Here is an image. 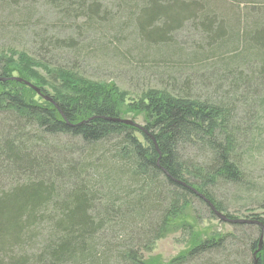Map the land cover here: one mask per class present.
I'll use <instances>...</instances> for the list:
<instances>
[{
	"label": "trees",
	"instance_id": "obj_1",
	"mask_svg": "<svg viewBox=\"0 0 264 264\" xmlns=\"http://www.w3.org/2000/svg\"><path fill=\"white\" fill-rule=\"evenodd\" d=\"M205 1L0 0V77L34 80L56 103L21 81L0 80V264H147L140 250L164 235L170 218L186 217L192 200L224 213L215 188L240 189L247 179L243 128L226 102L194 97L191 79L179 87L175 78L174 86L146 91L134 111L141 131L112 120L127 114L125 93L82 70L90 54L129 63L135 49L170 54L167 34L199 21L206 53L227 49L225 59L236 58L205 77L222 85L228 71L232 91L261 89L264 23L230 25ZM204 54L198 48L196 59ZM251 62L236 73L233 65ZM248 219L264 226L256 214ZM233 226L194 239L162 264H264V237L254 254L261 227Z\"/></svg>",
	"mask_w": 264,
	"mask_h": 264
},
{
	"label": "rangeland",
	"instance_id": "obj_2",
	"mask_svg": "<svg viewBox=\"0 0 264 264\" xmlns=\"http://www.w3.org/2000/svg\"><path fill=\"white\" fill-rule=\"evenodd\" d=\"M203 4L211 9L210 13H215L218 16V20L224 19L230 25H235L238 20L240 26L243 27L247 20L250 22L253 20L251 17L255 21L264 23V0H208ZM129 11L131 15L135 14L134 10H130V8ZM126 15L120 18L128 20ZM128 25L131 29L132 25ZM200 25L199 21L184 22L179 28L170 31L166 36L167 43L173 46L170 54L157 56L148 48L143 51L135 49V53H130L131 63L125 58L115 60L99 54H90L93 57L88 64H82V70L87 77L95 81L114 82L119 91L125 93L121 96L123 107L127 111V114L123 116L124 119H130L142 127L141 118L134 111L139 104L145 101L146 91L149 88L169 87L173 85L175 78L178 79L177 86L182 87L183 79L189 77L191 80L186 89L194 97L206 98L211 101L220 99V101L226 102L225 106L232 111L231 120L243 128L239 136L244 139L246 153L242 159V166L247 179L245 185L240 189H236L233 185H218L214 193L217 201L225 209L224 213L222 212L224 215L229 214L230 218L248 219L253 218V215L256 214L259 218L264 219V90H262L264 86L260 89L259 85L253 83L250 91H248L249 88L232 91L228 87L231 76L228 71L222 85L215 78L210 79L208 76L209 79H207V74H210L212 69L232 64L229 62L236 58L225 59L230 55L227 53V49H222L215 54L211 48L210 53L207 54L208 47L205 44L207 39L206 35L200 32ZM129 48L133 51L136 47L129 43ZM198 48L205 54L196 59L195 53ZM245 53L246 49L243 46L240 55L243 56ZM222 59H225L226 63L222 64ZM249 64L250 66L257 65L251 62L246 65L236 64L233 66L236 73H239V71L247 69ZM34 69L35 72L46 78L47 85L51 87L53 83L51 77L41 68L34 67ZM15 77L20 76L16 75ZM29 82L35 84L34 80H29ZM44 87L48 94L53 93L50 87ZM251 114L252 118L248 116ZM246 127H252V132L245 134ZM136 136L141 138L139 133H136ZM183 223H186L189 229L187 227L180 228ZM216 230L232 232L234 226L232 223L219 219L203 203L192 200L186 217L170 218L164 235L157 239L152 246L141 249L140 253L147 264L166 263L183 251L194 239L206 237ZM235 247V249H240L236 245Z\"/></svg>",
	"mask_w": 264,
	"mask_h": 264
},
{
	"label": "water",
	"instance_id": "obj_3",
	"mask_svg": "<svg viewBox=\"0 0 264 264\" xmlns=\"http://www.w3.org/2000/svg\"><path fill=\"white\" fill-rule=\"evenodd\" d=\"M15 80V81H21L23 82L25 85H27L28 87H30L35 93H37L40 97H42L43 99L45 100H48L50 102H52L55 106H56V103L52 100V98L48 95H45L43 94V92L38 88L36 87L34 84L30 83L29 81L27 80H24L20 77H15V76H12V77H9V78H2L0 77V80ZM112 120H115V121H118V122H123V123H126V124H130L132 125L133 127L141 130V131H145L144 128L142 126H140L138 123L130 120V119H112ZM182 185H185L184 183L180 182ZM186 187H188L191 191H193L194 193H196L199 197L203 198L202 195L198 194L193 188H190L189 186L185 185ZM204 199V198H203ZM206 201V203L210 206V208L213 210L214 214L221 220L223 221H226L228 223H248V224H256V225H259L261 227V233H260V237H259V244H258V248L257 250L255 251L254 254H256L257 251H259L261 249V244H262V241H263V236H264V226L262 225V223H260L258 220L256 219H246V218H230V217H227L226 215H224L223 213L217 211L214 209V207L212 206V204H210L206 199H204ZM254 264H256V260L254 259Z\"/></svg>",
	"mask_w": 264,
	"mask_h": 264
}]
</instances>
